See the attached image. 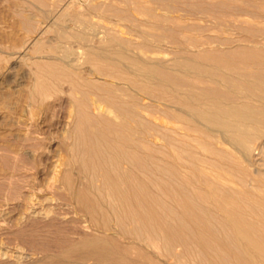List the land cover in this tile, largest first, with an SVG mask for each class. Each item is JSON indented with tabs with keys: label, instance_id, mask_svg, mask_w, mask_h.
I'll use <instances>...</instances> for the list:
<instances>
[{
	"label": "bare ground",
	"instance_id": "bare-ground-1",
	"mask_svg": "<svg viewBox=\"0 0 264 264\" xmlns=\"http://www.w3.org/2000/svg\"><path fill=\"white\" fill-rule=\"evenodd\" d=\"M94 37L63 34L48 50L41 39H29L26 106L42 108L43 117L29 122L28 134L45 152L56 146L67 153V162L55 156L45 167L47 180L66 189L85 219L73 236L53 240L56 252L44 248L39 261L27 264H264V44L195 53L177 42V56L167 65L160 52L133 56L115 50L112 38L98 48ZM70 38L75 45L67 47ZM24 53L16 52V59L25 61ZM179 70L208 78L197 92L185 88L188 79L173 72ZM52 94L61 95L50 102ZM151 101L185 122L198 135V146L189 147L186 135L168 132L158 117L151 118ZM208 166L232 176L237 186L222 173L207 174ZM33 197H27L30 207L54 202ZM33 254L20 253L15 264H26Z\"/></svg>",
	"mask_w": 264,
	"mask_h": 264
},
{
	"label": "rangeland",
	"instance_id": "rangeland-1",
	"mask_svg": "<svg viewBox=\"0 0 264 264\" xmlns=\"http://www.w3.org/2000/svg\"><path fill=\"white\" fill-rule=\"evenodd\" d=\"M24 12L26 13L24 14ZM68 13L70 14L68 15ZM25 17H32L29 24H24ZM38 27L41 31L38 30ZM79 30L88 35L95 34L94 41L98 48L108 47L109 40L112 38L115 41L113 44L115 50L123 49L133 56L140 55L141 50L160 52L159 56L163 55L164 57H160L167 62V65H170L171 60L177 56L174 47L177 42L190 47L195 53H197L196 50L228 48L232 44L243 47L264 44V0H0V78H2L0 80V264H15V256L20 253H24L25 256L31 255L34 251L35 254L28 256L25 263L39 261L43 256V250L49 249L51 252H56L54 250L58 248L54 245L55 242L65 240V236L62 237L65 234L66 237L73 236L74 231L77 232L83 224V212H81L79 204L70 201L64 187L56 184L55 181L47 180L48 174L45 167L49 166L55 156L62 162H67L68 156L65 155L67 153L61 149L62 147H59V150L53 146L51 152H45L44 148L36 146L35 141L28 134L31 129L33 130V126H29L28 130V125L29 122H35L34 120L39 117L42 118L43 110L36 106L35 108L26 106L28 105L26 99L32 76L31 68L27 64L30 62L28 57H31L33 53L32 50L27 49L32 47L29 39L32 38L31 41L41 39L43 48L48 50L60 42L61 35L66 34L67 37H70L71 34L80 32ZM119 40L122 41L119 42ZM73 41L74 39L70 38L63 44L67 47L72 43L75 45ZM26 43L27 45H25ZM223 43L224 45H222ZM48 46L49 48H47ZM84 49H88V47H84ZM16 52L28 53L25 57L26 60H17ZM226 71L224 69V72ZM173 72L176 73L175 75L178 74L177 77L188 79L185 82V88H192L197 92L200 91L201 86H204L208 78L206 74L196 75L185 70ZM60 95L52 94L48 101L51 102L54 97ZM151 102L153 109L151 118L158 117V122L164 124L163 126L168 132L174 130L173 132L186 135L185 143L189 147L198 146L196 141L198 135L190 131L185 122L177 121L170 114L157 109L159 102ZM255 104L259 103L255 102ZM157 111L159 112L157 113ZM57 112L59 115L62 114L60 108L57 109ZM49 117H52V114L48 116V120H51ZM256 141H254L256 145L261 144L260 139ZM224 148L233 153L241 167L247 166L246 161L231 147V149ZM38 149L40 151L35 152ZM57 151L63 155L57 154ZM198 152L200 153V150H197V154L202 155ZM182 163L188 164L187 160ZM15 166L17 168L14 169ZM204 168L207 174L215 178L222 173L219 168L214 166ZM14 170L15 172H13ZM221 178L231 180V185L237 186L238 181L232 176L223 172ZM50 181L51 183L48 184L47 182ZM26 196L29 197L28 200L34 196L33 198L41 201L52 197L54 202H51L52 204L44 202L43 206L39 205V209L38 204L30 207V200L27 201ZM35 206H37L36 209ZM32 208L34 211L40 210L39 217L33 215ZM46 230L47 232H44ZM40 231L44 233H38ZM56 231L57 233H55ZM26 237L28 238L26 239ZM28 240H31L32 243ZM30 249L31 252H29ZM40 251H42V255Z\"/></svg>",
	"mask_w": 264,
	"mask_h": 264
}]
</instances>
